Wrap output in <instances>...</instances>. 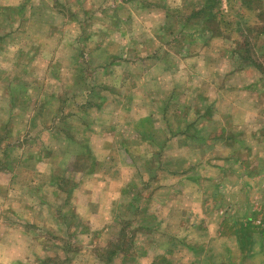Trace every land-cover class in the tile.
Returning <instances> with one entry per match:
<instances>
[{"label": "rangeland", "instance_id": "rangeland-1", "mask_svg": "<svg viewBox=\"0 0 264 264\" xmlns=\"http://www.w3.org/2000/svg\"><path fill=\"white\" fill-rule=\"evenodd\" d=\"M239 247H264V0L0 7V264Z\"/></svg>", "mask_w": 264, "mask_h": 264}, {"label": "crops", "instance_id": "crops-1", "mask_svg": "<svg viewBox=\"0 0 264 264\" xmlns=\"http://www.w3.org/2000/svg\"><path fill=\"white\" fill-rule=\"evenodd\" d=\"M19 2H20V0H7V1L0 0V3H1L0 7H5V8L6 7H14V6L18 5ZM232 173H235V172H232ZM254 220H255V218L253 217V215H249V211H248L246 214L241 216L240 220L239 219L237 220V221H241V222L244 223L245 227H243L242 231L241 230L239 232L233 231V232H231L230 235H227V234L226 235H222V234L220 235V234H218V235H215V238L218 241L223 236H230V237L232 236L234 238L235 237H239V239H243L245 237L248 238L250 236L249 235L250 232H249L247 227H249V225H251ZM260 251H261L260 253L257 252V253L252 254V253H248V252L246 253L244 247H239L237 249L236 248L235 249H231L230 248V253H231V256L233 257L231 264H252V263H249V262L252 260V258L255 255L256 256H260V257H262L264 259V247ZM236 252H239V253H241L243 255H246L247 256L246 259H244V258L237 259L236 256H238V254ZM221 253L223 254L225 252H221ZM149 264H152V261ZM196 264H202V263H196ZM217 264H222V263H217ZM258 264H264V263L260 262Z\"/></svg>", "mask_w": 264, "mask_h": 264}, {"label": "trees", "instance_id": "trees-1", "mask_svg": "<svg viewBox=\"0 0 264 264\" xmlns=\"http://www.w3.org/2000/svg\"><path fill=\"white\" fill-rule=\"evenodd\" d=\"M249 227H250V225H249ZM249 227H247V228L249 229Z\"/></svg>", "mask_w": 264, "mask_h": 264}]
</instances>
